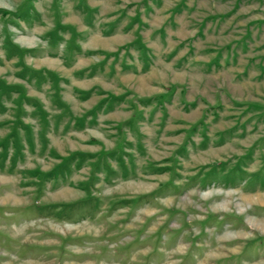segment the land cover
<instances>
[{"label":"rangeland","instance_id":"rangeland-1","mask_svg":"<svg viewBox=\"0 0 264 264\" xmlns=\"http://www.w3.org/2000/svg\"><path fill=\"white\" fill-rule=\"evenodd\" d=\"M0 264H264V0H0Z\"/></svg>","mask_w":264,"mask_h":264},{"label":"clouds","instance_id":"clouds-1","mask_svg":"<svg viewBox=\"0 0 264 264\" xmlns=\"http://www.w3.org/2000/svg\"><path fill=\"white\" fill-rule=\"evenodd\" d=\"M7 7H9V10H14V9H12V8H11V6H10V5H8Z\"/></svg>","mask_w":264,"mask_h":264},{"label":"bare ground","instance_id":"bare-ground-1","mask_svg":"<svg viewBox=\"0 0 264 264\" xmlns=\"http://www.w3.org/2000/svg\"><path fill=\"white\" fill-rule=\"evenodd\" d=\"M66 192H62V194H65ZM251 197V196H250Z\"/></svg>","mask_w":264,"mask_h":264}]
</instances>
